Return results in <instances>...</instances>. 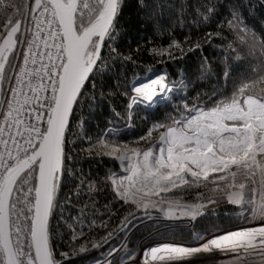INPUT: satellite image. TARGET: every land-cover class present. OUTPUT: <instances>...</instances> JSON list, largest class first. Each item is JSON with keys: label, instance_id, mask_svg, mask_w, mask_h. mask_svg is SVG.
Listing matches in <instances>:
<instances>
[{"label": "snow or ice", "instance_id": "6c2138e0", "mask_svg": "<svg viewBox=\"0 0 264 264\" xmlns=\"http://www.w3.org/2000/svg\"><path fill=\"white\" fill-rule=\"evenodd\" d=\"M134 3L140 9L146 7L144 0ZM259 3L264 7V0ZM127 4L128 0H21L20 3L0 0V13L5 14L0 22V95L3 96L0 99V264H71L72 255L88 251L87 246L80 245L71 254L61 253L58 260L50 245L49 216L55 206L64 164L70 158L65 152L69 117L87 91L86 82L96 87L93 81L104 66L102 47H110L119 56L117 48L111 45ZM200 6L205 9V20L217 15L215 3ZM231 17L226 21L227 27L235 30L242 41L245 36L250 38L248 54H253V42L257 40L254 30L243 21L238 7H233ZM45 24L48 30L43 40L47 51H39L38 45L34 50ZM28 33L32 34L31 39ZM213 35L223 38V29L208 33L207 37ZM259 43L264 48V41ZM172 46L180 48L175 42L169 48ZM199 47L196 43L189 51ZM227 47L231 49L232 45ZM168 55L176 58L170 50ZM37 57L40 67L28 68L29 63H37ZM123 59L131 60V57ZM17 60H22L23 67ZM203 67L207 70L206 60ZM17 69L18 73L13 75ZM223 75L229 76L227 66ZM257 75L260 83H264V67L258 66ZM25 76L29 77L27 82ZM33 78L38 81L35 85ZM24 87H28L31 96ZM248 88L249 85H244L227 102L221 101L210 110L193 106L187 116L170 118L172 125H155L164 130L159 133V144L147 150L126 145L118 148L103 139L90 145V154L127 161L125 174L112 172L108 179L115 185L119 198L130 200L137 208L143 207L146 217L151 216L150 208L166 204L170 220L179 218L172 211L175 206L187 209L179 215L190 216L192 223L202 214L203 205L154 197L183 186L199 187L202 181L204 186L213 185L212 191L220 199L227 197V203L240 205L253 217H260V227L211 236L194 233L196 243L192 245L150 247L146 251L142 249L140 255L166 264H215L212 253L220 250L226 256L235 253L227 261L220 260V264H264V89L248 94ZM158 89L161 93L172 90L164 76L134 85L135 95L130 97L128 108L140 99L154 102ZM25 105H31V110H26ZM152 135L149 131L141 139ZM96 143L101 145L100 150L95 149ZM212 173L218 175L210 179ZM94 187L89 182V192ZM203 198L210 204L219 202L211 197ZM161 211L165 209L161 207ZM131 224L132 220L125 217L120 230L126 232ZM78 234L83 235V230ZM113 235L108 232L93 247L108 245ZM76 236L74 229L73 238ZM120 251L110 247L104 264H112L108 257ZM159 253L163 255L158 256ZM135 255L134 250H129L123 258L129 264H141L139 256L133 258ZM144 264L150 261L145 259Z\"/></svg>", "mask_w": 264, "mask_h": 264}, {"label": "trees", "instance_id": "16d2710c", "mask_svg": "<svg viewBox=\"0 0 264 264\" xmlns=\"http://www.w3.org/2000/svg\"><path fill=\"white\" fill-rule=\"evenodd\" d=\"M144 2L146 7L140 9L134 0H128L111 45L117 48L119 56L112 53L110 47H102L104 66L93 81L96 87L92 88L86 82L87 91L79 105L74 106L69 120L65 152L70 158L64 164L65 171L55 195L48 229L50 245L58 260L61 253L71 254L74 247L87 246L88 251L71 256V264H96L108 255L112 246L123 245V251L135 249L153 232H156L153 239L192 242L194 233L208 235L216 229H230L252 219V213L242 206L224 204L205 211L191 226L162 229V224L155 222L140 225L148 218L144 210L130 201L121 200L115 185L108 179L112 172L122 175L120 160L89 152L90 145L98 139L118 148L126 145L147 150L158 143L159 133L164 130L155 125H172L170 118L187 116L193 106L210 110L221 101L227 102V98L244 85H249L248 94H257L264 89V83H260L257 75L258 66L264 67V48L259 43L264 41V7L260 6L259 0ZM210 3L217 5V15L205 20V9L200 5ZM234 6L239 8L243 21L256 34L255 50L251 55L247 43L250 38L245 36L242 41L235 30L227 27L226 21L232 18ZM21 7L23 10V5ZM4 16L0 13V22ZM221 29L223 38L207 37L208 33ZM173 42L179 44L183 52L175 46L169 48ZM196 43L200 47L189 51ZM229 44L231 49L227 47ZM169 50L175 59L169 57ZM126 56L131 60L123 59ZM205 60L207 70L203 67ZM226 66L229 70L227 78L223 75ZM151 73L164 75L171 93L152 104L139 100L129 109L130 97L135 95L132 91L134 83ZM149 131L153 135L141 139L147 137ZM95 149L100 150L101 145L96 143ZM216 175L212 173L210 179ZM89 182L95 186L91 192ZM204 185L202 181L199 187L183 186L161 197L195 204L203 197L218 195L212 191L213 185ZM125 217H129L132 224L123 232L121 221ZM74 229L77 232L75 239ZM81 229L83 235L78 234ZM110 231L114 235L108 245L93 247Z\"/></svg>", "mask_w": 264, "mask_h": 264}, {"label": "rangeland", "instance_id": "374dc122", "mask_svg": "<svg viewBox=\"0 0 264 264\" xmlns=\"http://www.w3.org/2000/svg\"><path fill=\"white\" fill-rule=\"evenodd\" d=\"M159 76H164V75L151 73L147 77L139 79L136 85H139L141 83L147 82L150 79H155V78H157ZM170 93H171V91L163 92V93H161L159 91L158 94H157V97H154V102L146 101V103H148V104L155 103L156 101L161 100L162 99L161 97L164 98L165 96L169 95ZM140 100H143V99H140ZM158 144H159V141L155 145H158ZM126 163H127V161H124V162L120 161V165H121V168H122V175L125 174L124 173V165ZM163 194H165V193H161L159 196L154 197V199H156V200L163 199L161 197V195H163ZM211 198L217 199V200H219V202L216 203V204H210V203H208L207 199H203V200H201V201H199V202H197L195 204L182 203L180 201L179 202L181 204H187V205H200V204L206 203L205 206L200 209L201 213H204L205 211H207L209 209L217 208V207H219L221 205H224V204H229V203L226 202L227 197H224L223 199H220L219 195H215V196H212ZM257 199H258V196H257ZM164 200L171 201V200H168V199H164ZM161 207H163L165 209V211H161ZM140 209L144 210L143 207H140ZM186 210L187 209H180V208H177V207L173 206L172 211L174 213H176V215L179 216V218L170 220L168 218V215L166 214V212H167V205L166 204L162 205V206H158L156 208H150L149 211L151 212V216L148 217L140 225H144V224H147V223H150V222L151 223L155 222V223L162 224V229H164V228L168 229V228H171V227L173 228V227H180V226H186V225L191 226L194 223V221L192 223H189V221L191 220L190 216H180L179 215L181 211H186ZM259 220H260V217L258 215L255 216V217H253V215H252V219L249 222H247V223H243L241 225H238L236 227H233V228H230V229H226V230L216 229L213 232H211L210 234L205 235V236H211V235H215V234H222V233H225V232H228V231H233L234 229H240L241 230V229H247V228H251V227H260L262 225L259 223ZM155 234H156V232H153V233L147 235L146 237H144L139 242V244L137 245V247L135 249H129V250H134V252L136 254L141 249H144L146 251L150 247H161V248H163L165 245H185V244H194V243H196L195 239L192 242H181V241H173V240H166V239H163V240L162 239H153ZM118 249H120L121 251L118 254H116L115 256H113V257H108V259L111 260L112 264H125L126 262H128V260L124 259L123 257L125 256L126 252L129 251V250L123 251V245H121ZM214 253H222V252H220V250H216ZM159 255H163V253H159L158 256ZM106 256L107 255H105L104 258L101 261H99L98 263H96V264H104ZM234 256L235 255L229 256V259L233 258ZM145 259L149 260L150 264H157V263L161 264L163 262H166V261H162V260H159V259H158L159 261L158 260L151 261L150 257L140 256L141 264H144ZM227 260L228 259H226L224 261H227ZM215 264H220V262H216L215 261Z\"/></svg>", "mask_w": 264, "mask_h": 264}, {"label": "built area", "instance_id": "2783aa9c", "mask_svg": "<svg viewBox=\"0 0 264 264\" xmlns=\"http://www.w3.org/2000/svg\"><path fill=\"white\" fill-rule=\"evenodd\" d=\"M42 27L45 29V31L43 33H41V39L36 41V44L34 45V50H36V46L38 45L39 46V51H47V49L44 48L43 36L47 33L48 29H47V25L46 24L42 25ZM33 31H35V27L34 26H33ZM27 35H28L29 39L32 38V34L31 33H28ZM49 43H52V41L49 40ZM25 50H26V48H25ZM52 51L54 52L55 49H52ZM45 62H46V58H45ZM16 63L18 65H20L21 67H23L22 60H17ZM39 67H40V58L39 57H37V63L36 64L29 63V65H28V68H30V69H35V68H39ZM18 71H19V69H17V72H14L13 75H16L18 73ZM28 79H29V77H27V76L24 77L25 82H27ZM36 83H38V81L35 78H33V85H35ZM24 91L27 92L29 96L32 95V93L29 91L28 87H24ZM158 92H159V89H158ZM23 99H24L23 96H21L20 97L21 102H23ZM25 109L30 111L31 110V105H25ZM0 123H2V118H0Z\"/></svg>", "mask_w": 264, "mask_h": 264}, {"label": "bare ground", "instance_id": "6f19581e", "mask_svg": "<svg viewBox=\"0 0 264 264\" xmlns=\"http://www.w3.org/2000/svg\"><path fill=\"white\" fill-rule=\"evenodd\" d=\"M205 204L206 203H203V204H200V205H203V207L205 206ZM208 204V203H207ZM237 230H240V229H234L233 231H237ZM228 232H232V231H228ZM185 245H192V244H185ZM142 250V249H141ZM141 250L139 251V252H137L136 253V255L133 257V258H136V256H139V258H140V256H142V255H140V253H141ZM218 252V251H217ZM221 252V251H220ZM208 254H205V256H207ZM232 255H235V253H232V254H230V255H224L223 253H212V257H213V259L216 261V262H220V260H226V259H229V256H232ZM159 261V260H158ZM157 261V262H158ZM156 262V263H157ZM125 264H129V261L128 262H126ZM157 264H160V263H157ZM161 264H166V262H163V263H161Z\"/></svg>", "mask_w": 264, "mask_h": 264}, {"label": "water", "instance_id": "95a60500", "mask_svg": "<svg viewBox=\"0 0 264 264\" xmlns=\"http://www.w3.org/2000/svg\"><path fill=\"white\" fill-rule=\"evenodd\" d=\"M0 44H2V42L0 43ZM102 50V49H101ZM139 80V79H138ZM138 80L134 83V85H136L137 84V82H138ZM3 98V96L2 95H0V99H2ZM70 117H71V115H70ZM70 117H69V120H70ZM67 131V130H66ZM65 135H66V133H65ZM49 219H50V216H49Z\"/></svg>", "mask_w": 264, "mask_h": 264}]
</instances>
